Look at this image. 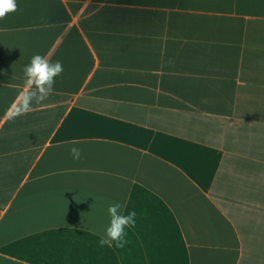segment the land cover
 Returning a JSON list of instances; mask_svg holds the SVG:
<instances>
[{
    "label": "crops",
    "instance_id": "1",
    "mask_svg": "<svg viewBox=\"0 0 264 264\" xmlns=\"http://www.w3.org/2000/svg\"><path fill=\"white\" fill-rule=\"evenodd\" d=\"M35 54L63 72L17 114ZM106 201L137 212L122 249ZM0 264H264V0H18Z\"/></svg>",
    "mask_w": 264,
    "mask_h": 264
},
{
    "label": "clouds",
    "instance_id": "2",
    "mask_svg": "<svg viewBox=\"0 0 264 264\" xmlns=\"http://www.w3.org/2000/svg\"><path fill=\"white\" fill-rule=\"evenodd\" d=\"M17 10L18 0H0V20ZM22 71L24 87L27 90L19 93L21 106L16 109L17 114L28 113L34 105L48 99L54 91L56 78L63 72V65L59 60L50 62L46 57L35 54L31 57L30 62L23 66ZM70 153L73 159H79L81 150L73 146ZM105 203L110 219L105 230V236L100 238L99 243L101 246L114 244L116 248L122 249L128 243L127 229L136 225L137 212L129 210L125 214L126 205L119 201H106Z\"/></svg>",
    "mask_w": 264,
    "mask_h": 264
}]
</instances>
